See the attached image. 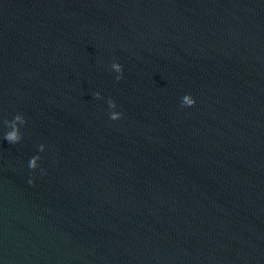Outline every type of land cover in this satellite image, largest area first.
<instances>
[{"label":"water","instance_id":"obj_1","mask_svg":"<svg viewBox=\"0 0 264 264\" xmlns=\"http://www.w3.org/2000/svg\"><path fill=\"white\" fill-rule=\"evenodd\" d=\"M0 264H264V0H0Z\"/></svg>","mask_w":264,"mask_h":264},{"label":"clouds","instance_id":"obj_2","mask_svg":"<svg viewBox=\"0 0 264 264\" xmlns=\"http://www.w3.org/2000/svg\"><path fill=\"white\" fill-rule=\"evenodd\" d=\"M111 67L115 70V72L117 73L116 76V80L117 82L121 79L122 76V66L118 63H113L111 65ZM95 98H99V93L96 94ZM183 99V103L181 104V107H193L195 104V101L189 96V95H185L184 97H182ZM116 105L114 104V102L109 99L108 101V108L109 109H115ZM121 118V114L120 113H114L111 112L109 115V119L112 121H116L119 120ZM16 120H20V116H16ZM4 139L9 142L10 144H16L19 142V136L16 130H13L12 132H9L5 135ZM28 168L30 170H33L35 168V161H31L28 165ZM32 181L29 180V184H31Z\"/></svg>","mask_w":264,"mask_h":264}]
</instances>
